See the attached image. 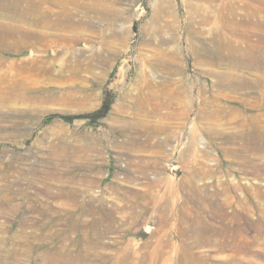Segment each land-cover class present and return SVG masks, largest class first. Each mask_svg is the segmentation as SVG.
<instances>
[{
	"label": "rangeland",
	"instance_id": "1",
	"mask_svg": "<svg viewBox=\"0 0 264 264\" xmlns=\"http://www.w3.org/2000/svg\"><path fill=\"white\" fill-rule=\"evenodd\" d=\"M43 1L0 56V263L264 264V0Z\"/></svg>",
	"mask_w": 264,
	"mask_h": 264
},
{
	"label": "bare ground",
	"instance_id": "2",
	"mask_svg": "<svg viewBox=\"0 0 264 264\" xmlns=\"http://www.w3.org/2000/svg\"><path fill=\"white\" fill-rule=\"evenodd\" d=\"M56 4H60V1H57ZM56 4H54V5H56ZM41 5H44L43 0H0V56L4 55V57H11L12 51L14 49H18V51L21 53H27V51H29V52L31 51L30 55L33 52H35V53L38 52V54H39V52H45L46 51L47 46L46 47L41 46V44L46 43V42H44V41H47L46 36H44L43 34H41L39 36L36 34H33V36H30L29 35L30 30L28 28L20 26L19 24H15V23L11 24V21H10V20H12L13 12H16V10L24 8L25 12H33L34 13L37 10H39ZM48 7H51V6H48ZM27 63L23 62L22 64H20L19 70L23 71L25 69V67L28 65ZM13 64L14 63L12 62V65H10V67L13 66ZM10 67H8V69ZM11 68L13 69V67H11ZM26 70H27V68H26ZM34 73H35V71H34ZM2 74H4V75L0 77V99L5 100V101H9L12 99V97L20 95L18 92H20L21 88H23L22 85L24 83V78L18 79L16 81L13 79L14 82H10V80L8 82L7 79L10 75L8 74L9 75L8 76L5 73H2ZM13 78H15V77H13ZM8 197H6V200L8 199ZM4 208H6V207H4ZM2 214H0V249L4 248L3 246H6L8 244L7 242H5L4 234L6 232L13 230V228L10 226V223H9V221H11L10 220L11 217L9 216V214L4 216V219H1V217L3 216ZM218 215H219V217L226 216V214H223V215L218 214ZM26 219L27 218H20V220L18 222V228L16 229L17 231H19L21 233V235H20L21 238L19 239L20 244H21L20 251H13L11 249L5 248L6 253L8 255L12 256L14 259L21 258V257L23 258V256L25 254H28L29 252H31L33 250L31 242L33 240L35 241V239L37 238L36 235L33 238H29L28 234H26V236H25V232L28 228V221ZM38 223H40V220ZM53 223L57 224L56 220H54ZM35 225L37 226V224H35ZM35 225L33 224V226H35ZM224 229H228V227L224 226V224H220V225L215 226V230L218 233H222V231ZM222 240H223V238H222ZM205 241H206L205 242L206 244H210V243H214V241H216V240L215 239L212 240L211 238L207 237V239ZM218 242H220V241L218 240ZM181 243H182L181 248H185L187 243L185 241H183ZM221 245L222 246L230 245V241H228V240L223 241L221 243ZM243 246L244 245H242V247ZM170 247H171L172 251L181 249V248H178L177 243L175 245L173 243H171ZM216 247H218V245ZM46 255H47V258L53 262L60 260V259H64L61 256L60 249L57 248V246L53 247L52 249H49L48 252H46ZM6 258H8V257H6ZM3 261L4 260H0V262H3ZM0 264H2V263H0Z\"/></svg>",
	"mask_w": 264,
	"mask_h": 264
}]
</instances>
